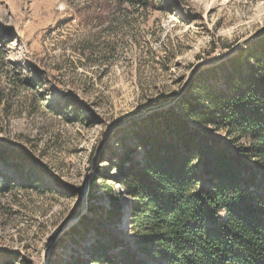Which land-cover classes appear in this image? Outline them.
Masks as SVG:
<instances>
[{
	"label": "rangeland",
	"instance_id": "rangeland-1",
	"mask_svg": "<svg viewBox=\"0 0 264 264\" xmlns=\"http://www.w3.org/2000/svg\"><path fill=\"white\" fill-rule=\"evenodd\" d=\"M263 26L264 0H0V183L14 182L0 193V264H86L102 236L128 241L110 152L132 122L114 126L183 94ZM221 70L206 83L221 87ZM112 190L119 226L104 217Z\"/></svg>",
	"mask_w": 264,
	"mask_h": 264
},
{
	"label": "trees",
	"instance_id": "trees-1",
	"mask_svg": "<svg viewBox=\"0 0 264 264\" xmlns=\"http://www.w3.org/2000/svg\"><path fill=\"white\" fill-rule=\"evenodd\" d=\"M123 1L147 9L156 0ZM217 69L218 88L206 83ZM197 77L173 104L117 133L110 154L129 200L123 225L131 236H102L86 264H264V33ZM4 181L0 193L14 183ZM103 196L104 217L122 225L115 190Z\"/></svg>",
	"mask_w": 264,
	"mask_h": 264
},
{
	"label": "water",
	"instance_id": "water-1",
	"mask_svg": "<svg viewBox=\"0 0 264 264\" xmlns=\"http://www.w3.org/2000/svg\"><path fill=\"white\" fill-rule=\"evenodd\" d=\"M264 32V26L261 27L260 29H258L257 31H255L253 33V35H251V37L249 39H247L248 41H250L253 37L257 36L258 34ZM181 94L178 93L176 94L175 96H173L172 98L162 102V103H159L157 104L156 106L154 107H150L146 110V112L140 114V115H136V116H133L129 119H126V120H123L122 122H119L118 124H116L114 126V129H117L119 127H123L124 125H127V123H130L132 122L133 120H136V119H139L140 117H143V116H146L147 114L153 112V111H156V110H161V109H164L166 108L167 106L173 104L175 102V100L180 96ZM111 133V132H110ZM81 204H82V199L80 198L78 200V203H77V208H76V211L68 216L67 218H65L62 223L57 227V229L55 230V232L51 235L50 237V242H54L57 237L63 232V230L65 229V226L68 224V223H71L73 220H75L79 214H80V208H81Z\"/></svg>",
	"mask_w": 264,
	"mask_h": 264
}]
</instances>
